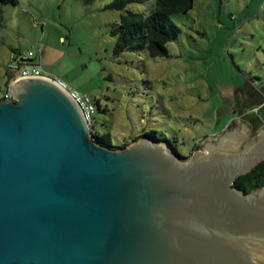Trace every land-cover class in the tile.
I'll use <instances>...</instances> for the list:
<instances>
[{"label":"water","instance_id":"obj_1","mask_svg":"<svg viewBox=\"0 0 264 264\" xmlns=\"http://www.w3.org/2000/svg\"><path fill=\"white\" fill-rule=\"evenodd\" d=\"M21 68L0 99V264H264V188L234 185L264 161L253 115L186 158L147 137L112 149Z\"/></svg>","mask_w":264,"mask_h":264},{"label":"rangeland","instance_id":"obj_2","mask_svg":"<svg viewBox=\"0 0 264 264\" xmlns=\"http://www.w3.org/2000/svg\"><path fill=\"white\" fill-rule=\"evenodd\" d=\"M110 2L0 5V99L16 71L12 57L31 53L45 76L90 99L93 131L109 135L113 147L152 131L189 157L199 141L236 119L235 97L264 96V0H194L186 15L172 16L180 34L167 45L168 57L156 59L129 52L115 57L110 36L122 15L147 16L154 1L123 11L106 8ZM258 114L264 120V109Z\"/></svg>","mask_w":264,"mask_h":264},{"label":"trees","instance_id":"obj_3","mask_svg":"<svg viewBox=\"0 0 264 264\" xmlns=\"http://www.w3.org/2000/svg\"><path fill=\"white\" fill-rule=\"evenodd\" d=\"M149 1H154V7L147 16L126 12L120 17V21L112 27L110 36L114 40L112 53L115 57H119L125 52L137 54L146 53L151 59L168 57L167 45L177 40L180 34V29L172 21V16L186 15L192 10L194 0H111L106 8L115 11H123L131 4H144ZM7 4L16 5L17 0H0V5ZM12 60L16 62L15 70L23 65L37 64L33 62L32 56L27 59L20 57L19 61H17V59L15 60V57H12ZM12 78L13 73H9L6 82V90ZM246 95L248 96L249 104L247 103V105L244 101L243 107H246L248 111H252L264 101L262 92L251 91L247 92ZM255 113L256 116L254 117L259 120L260 118L257 112ZM91 123L92 119L90 128L93 138L98 143L112 149L124 148L130 145L129 143H125L120 147H113L109 135L98 136L93 131ZM141 137H147L157 142H167L176 151L174 143L167 140L164 136H157L156 133L152 131L144 132L132 142L137 141ZM197 150H199V148L195 146L192 152ZM234 185L245 193L250 190L258 191L264 188V161L260 162L247 174L239 176L235 180Z\"/></svg>","mask_w":264,"mask_h":264},{"label":"built area","instance_id":"obj_4","mask_svg":"<svg viewBox=\"0 0 264 264\" xmlns=\"http://www.w3.org/2000/svg\"><path fill=\"white\" fill-rule=\"evenodd\" d=\"M28 56L31 57L32 54L29 53ZM20 76L21 77H27V76H45V75L43 73V69L41 68V66L39 64H33V65H23L21 70H20ZM57 81L62 86H64L66 88L64 83L60 82L59 80H57ZM69 92L72 95V97L74 98V100L77 102V104L80 106V108L83 111V114L85 116V119L87 120V122L90 125L92 115L94 113V106L91 104L90 99L87 96L81 95L77 92H71L70 90H69ZM4 97H7V94H5ZM254 111L257 112V109H255Z\"/></svg>","mask_w":264,"mask_h":264},{"label":"crops","instance_id":"obj_5","mask_svg":"<svg viewBox=\"0 0 264 264\" xmlns=\"http://www.w3.org/2000/svg\"><path fill=\"white\" fill-rule=\"evenodd\" d=\"M243 93V92H242ZM241 93V94H242ZM245 94V98H244V95H243V97L242 98H238V97H235V100H236V113H237V115H236V119H239V118H241L242 116H244V115H253V116H256V113H255V109H257L258 111H257V115L259 116V114H258V112L260 111V110H263L264 109V101H263V103L261 104V105H259V106H257L256 108H254L252 111H248V110H246V111H242V110H245V109H247L246 107H243V103H244V100L243 99H246V98H248V96L246 95V93H244ZM235 120V119H234ZM259 121V123L263 126V128H264V120H263V118L262 119H259L258 120Z\"/></svg>","mask_w":264,"mask_h":264}]
</instances>
